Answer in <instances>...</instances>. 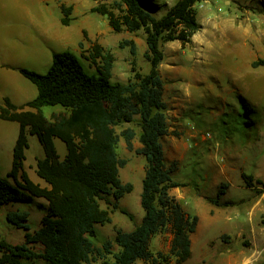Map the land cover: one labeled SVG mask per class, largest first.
<instances>
[{
  "label": "trees",
  "instance_id": "1",
  "mask_svg": "<svg viewBox=\"0 0 264 264\" xmlns=\"http://www.w3.org/2000/svg\"><path fill=\"white\" fill-rule=\"evenodd\" d=\"M110 1V0H92ZM201 0H178L158 17L160 9L153 0H118L119 13L100 5L93 13L108 19L116 33L144 31L147 51L145 58L150 72L134 70L128 84L114 83L115 57L93 47L90 60L97 66L89 73L80 58L71 51L54 53L47 74L28 69L21 74L37 88V96L24 106L10 99L0 106V120L20 125L9 177L14 184L0 177V208L14 202L28 203L35 198L48 202L42 226L34 233L28 225L29 213L11 212L7 219L27 231L22 245L0 240V264H175L186 263L192 255L191 236L196 233L199 218L190 215L171 191L185 187L173 180L177 163L167 165L163 140L177 136L171 131L165 101V80L160 66L165 55L162 44L179 42L183 46L201 29L195 6ZM63 26H69L72 7H62ZM137 55L133 41L125 43ZM123 47V45H122ZM47 107L62 109L51 119L44 114ZM136 124L140 128L141 148L135 150L137 132L118 127ZM36 135L44 148L45 158L37 164V174L48 187L35 184L26 169L28 135ZM55 139L65 143L67 155L61 159ZM120 139L127 149L146 160L141 207L145 213L140 225L132 232L117 228L114 242L101 247L94 244L98 227L112 223V215L120 212L131 221V213L121 208V200L133 193L134 185L123 183L121 169L128 160L117 153ZM247 188L253 177L242 174ZM264 187V183L257 181ZM228 186L223 185L219 198ZM220 206L218 200L211 199ZM105 205V207H103ZM228 206V204H226ZM169 232L173 239L170 253L154 254L153 239ZM39 248V249H38Z\"/></svg>",
  "mask_w": 264,
  "mask_h": 264
},
{
  "label": "rangeland",
  "instance_id": "2",
  "mask_svg": "<svg viewBox=\"0 0 264 264\" xmlns=\"http://www.w3.org/2000/svg\"><path fill=\"white\" fill-rule=\"evenodd\" d=\"M116 1L0 0V106L5 105L7 98L19 107L34 100L37 88L20 70L45 75L54 53L71 51L89 73H96L97 66L90 57L93 47L99 45L104 53L115 57L114 83L128 84L134 79V70L148 74L145 32L116 33L106 17L92 12L93 8L105 5L118 14ZM153 2L159 5L156 15L161 17L178 0ZM62 7L73 9L69 26L61 23ZM195 9L201 29L186 46L179 42L162 44L165 59L160 69L169 108L182 116L168 114L179 149L164 141L167 162L177 163L178 167L173 180L188 184L176 195L185 197L182 203L192 216L204 218L205 206L197 205L193 199L200 191L208 196L215 194L216 184H220L219 191L223 185L229 187L227 200L233 203L264 193V187L257 182L264 183V0H201ZM129 41L137 46L136 56L131 54L130 46H125ZM175 97L185 98L186 113L172 107ZM61 112L55 107L44 109L49 119ZM127 128L140 132L136 124L118 127L117 131ZM19 132L18 123L0 120V177L12 184L9 174ZM28 140L25 169L34 182L44 183L36 174L37 160L45 158L44 148L36 135L29 134ZM55 145L64 159L65 143L55 139ZM117 153L130 163L121 169V178L125 184L131 179L135 190L121 204L135 219L131 221L122 213H115L113 222L118 226L98 227V236L93 239L98 247L107 241L114 242L118 227L128 231L136 222L140 224V211L144 213L138 203L142 178L132 172L137 169L138 174L143 166L140 161L146 160L130 152L123 139ZM242 174L253 177L252 188L246 187ZM47 211L48 202L37 198L0 208V240L13 245L25 242L27 231L9 223V213H29L28 225L34 233L41 228ZM254 223L258 228L264 227V219L256 217ZM162 240L167 242V236Z\"/></svg>",
  "mask_w": 264,
  "mask_h": 264
},
{
  "label": "crops",
  "instance_id": "3",
  "mask_svg": "<svg viewBox=\"0 0 264 264\" xmlns=\"http://www.w3.org/2000/svg\"><path fill=\"white\" fill-rule=\"evenodd\" d=\"M175 90L179 91L178 89ZM183 100L177 97L173 98L172 101L174 102V104L172 105V107L182 108L180 109V111L183 110L186 113V106H185L186 100L185 98H183ZM60 110L62 111V109ZM171 112H173L175 116L178 118L181 116V115L179 116V112L177 110L171 111L168 105L167 116ZM172 130L173 129L171 128V131ZM139 136H140V132L137 133V137H136L137 143L135 142L136 139L134 141L135 150L141 148ZM164 141L168 142L169 145L174 146L175 149H179L180 144L175 142V137L173 136L166 137L163 140V145H164ZM39 160H37V164ZM140 162L142 163L143 166L139 169L138 174L136 171L137 169L133 170L132 173L142 178V185H143V180L145 178L146 162L144 161H140ZM128 165H130V163L127 164V166ZM167 165L170 164L167 162ZM36 174H37V170H36ZM38 178L40 177L38 176ZM42 181L44 183H42L41 181L38 182L33 181V182L35 184L40 185L43 188H47L48 187L47 183L44 180ZM130 181L131 179L129 181H126V184L130 183ZM187 185L188 184H186V186ZM219 186L220 184H216L214 186V188L217 189V192H215V194L208 196L204 194L203 191H200V194L197 195L198 197H195L193 199L195 200L197 205L205 206L206 215L204 218H202L200 215H197L199 218L198 229L196 233H194L191 236L192 255L191 258L184 264H264V227L258 228L255 226L254 223L256 217L260 219H264V193L261 196H256L255 194H253L252 197L244 201L233 203L227 200L228 199L227 193L229 187L227 188V192H225V194H223L219 198ZM179 189H181V187L173 189L171 191V196L175 197L177 201L183 206V208L188 212V209L182 203V200H185V197L180 198L179 196L176 195V192ZM141 194H142V190L140 191V198H138L139 199L138 203L140 204H141ZM211 199L218 200V202L221 205L218 206L213 204L210 201ZM226 204H228V206H226ZM120 205L121 208H123V205L121 203ZM126 205L127 204L124 203L125 207ZM114 214L112 215L111 224L112 226H118V224H114L113 222ZM144 215L145 213H141L140 211V216H139L140 224L144 218ZM140 224L139 222H136L133 225V228H129L130 230L125 232L134 231L136 226ZM165 236H167V242L162 240V238ZM172 239H173L172 234H167V235L162 234L156 236L152 241V245H151L152 252L154 254H158V253H163L165 255L169 254L171 250ZM140 264L143 263L141 262ZM170 264H175V259H173Z\"/></svg>",
  "mask_w": 264,
  "mask_h": 264
}]
</instances>
